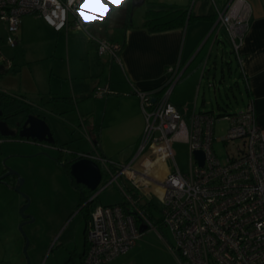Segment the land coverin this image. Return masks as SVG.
<instances>
[{
    "label": "built area",
    "instance_id": "1",
    "mask_svg": "<svg viewBox=\"0 0 264 264\" xmlns=\"http://www.w3.org/2000/svg\"><path fill=\"white\" fill-rule=\"evenodd\" d=\"M81 2L0 0L5 45H17L22 17L31 14L55 31L71 25L75 31L87 32L78 13ZM251 13L248 0H229L223 9H216L214 29L226 33L239 66L240 47ZM93 39L98 56H108L121 64L118 56L122 45ZM0 59L7 69L12 67L1 48ZM181 74L178 66L169 67L166 83L158 95L134 91L140 99L145 126L128 161L120 163L105 157L89 138L91 151L78 153V158L99 166L102 179L104 175L109 178L105 184L99 183L87 203L99 199L114 183L125 199L122 204H96L90 210L83 264L109 263L133 248L146 230L156 231L147 212L138 204L139 200L151 203L153 199L161 204V225L171 237L172 244L167 243L180 264H264V131L256 122L251 102L245 109L222 117L228 124L220 139L226 149L225 157L220 159L213 149L214 116L196 113L194 105L177 107L170 102ZM108 90L107 86H96L94 94L104 96ZM175 143L188 147L186 173L175 161ZM195 151L203 153L202 166L194 158ZM123 182L137 192V198L126 191ZM141 227L145 228L143 232Z\"/></svg>",
    "mask_w": 264,
    "mask_h": 264
},
{
    "label": "crops",
    "instance_id": "2",
    "mask_svg": "<svg viewBox=\"0 0 264 264\" xmlns=\"http://www.w3.org/2000/svg\"><path fill=\"white\" fill-rule=\"evenodd\" d=\"M129 1L124 0L121 4L120 0H111V3L109 0H82L78 13L81 18L83 16L87 32L75 31L71 25L55 31L38 16L25 15L21 20L17 45L14 48L7 46L15 49L19 45L23 58L17 63L14 57L2 53L12 61L10 69L0 59V92L22 95L45 121L48 120L47 113L62 116L64 122L67 120L63 115L77 113L79 123L74 126L83 136L86 135L84 137L87 139L88 152L92 149L89 138L97 143L98 150L106 156L101 139L105 130L110 131L112 127L123 123L119 126L121 131L138 138L135 143L127 146L131 150L125 161L132 157L145 126L140 99L134 91L160 89L166 83L169 67L178 66L184 72L192 62L202 60L199 62L200 66L189 75L202 70L193 105L196 113H204L196 109L201 83L206 75L204 63L210 58L212 47L219 42V34L225 38L222 32L214 29L215 20L209 17L199 19L186 28L149 32L142 25L150 7L178 5L165 0H143L137 13L135 8L129 9ZM228 1L211 0L213 11L198 5L197 14L193 10L192 13L196 16L212 15L216 9H223ZM248 2L252 12L251 20L240 47L241 65H237V72L244 83V109L251 102L256 122L264 131V0ZM179 7L188 8L183 5ZM195 7L196 4L193 9ZM98 15L103 18L97 19ZM72 18L70 15V21ZM86 20L89 22L85 23ZM0 26L5 31V27L2 24ZM90 35L95 39H106L122 45L118 56L121 64L108 56H98L96 42L89 38ZM3 39L0 37L1 41ZM32 54L38 55L32 58ZM41 62L43 63L39 65ZM96 86H107L109 93L100 98L94 97ZM171 95L169 99L172 104L183 106L172 102ZM93 98L97 99L98 104L94 101L93 109L89 110L87 104ZM115 102L119 103L118 108L113 107ZM81 105L85 109L83 114L79 112ZM103 107L102 118H99ZM241 110L243 109L238 111ZM66 145L67 143L63 147L68 150ZM3 186L12 190L7 184Z\"/></svg>",
    "mask_w": 264,
    "mask_h": 264
},
{
    "label": "rangeland",
    "instance_id": "3",
    "mask_svg": "<svg viewBox=\"0 0 264 264\" xmlns=\"http://www.w3.org/2000/svg\"><path fill=\"white\" fill-rule=\"evenodd\" d=\"M165 1L178 6H187L194 14L198 12V5L205 10L213 11L211 0ZM194 4H196L195 9H193ZM140 8H135L137 13ZM0 37L4 38L3 41L0 40L1 52L6 56L14 57L15 62L18 63L20 58H23L20 46L10 49L5 45L6 36L2 26H0ZM37 55L32 54V58ZM204 70L206 75L201 83L196 109L200 112H210L215 117L213 149L222 159L225 157L226 149L220 139L225 135L228 123L220 116L244 109L246 100L244 83L238 75L236 60L228 41L222 34H219V42L212 47ZM201 71L184 75L174 88L171 95L172 102L183 106L188 104L192 108ZM96 98L88 101L89 110L93 109L94 101L98 104ZM118 105L119 103L115 102L113 107L118 108ZM81 107L82 105L79 107V112L83 114L85 109ZM103 111L104 107L99 118H102ZM47 114L48 122H46L57 144H40L2 136L0 139V175L4 170H11L23 179L19 192L11 187L12 190H8L3 186L4 184L0 185V264H28L27 260L29 264H81L80 255L83 252L86 226V210L81 209L83 190L81 187L75 188L65 173L61 161L69 158L70 154L60 152L58 146L67 143L70 152L85 153L89 151L86 145L87 139L84 137L86 135L83 136L74 126L79 123L77 113L72 112L71 116L63 115L67 120L65 122L62 116ZM122 124L112 127L110 131L105 130V135L101 139L105 157L113 156V160L125 163L131 150V148L127 149V146L135 143L138 138L121 131L119 126ZM173 150L180 170L183 173L188 172L187 145L175 143ZM108 180V176L104 175L101 185ZM83 188L86 190L85 196L90 197L92 192L87 193L88 190ZM26 199L29 200V205L24 214L32 220L22 219L20 214ZM124 200L117 184L114 183L100 194L95 203L122 204ZM151 204L153 221L158 223L161 220V204L155 199ZM91 208L92 206L89 205V209ZM22 223L24 225L20 230L19 226ZM163 235L164 238H161L155 230H146L133 248L106 264H180L168 246V243L172 244V240L167 230H163ZM26 239L29 243L26 250L27 258L23 251Z\"/></svg>",
    "mask_w": 264,
    "mask_h": 264
},
{
    "label": "trees",
    "instance_id": "4",
    "mask_svg": "<svg viewBox=\"0 0 264 264\" xmlns=\"http://www.w3.org/2000/svg\"><path fill=\"white\" fill-rule=\"evenodd\" d=\"M195 1V0H193ZM130 16V14H129ZM211 20H215L216 21V12L212 15H202V16H196L192 13V10H188V8H184V7H179V6H175V5H161L159 7H150L146 13H145V18H144V22L142 27L145 28L147 31L152 32V33H158V32H165V31H170V30H174V29H179V28H186L187 26L191 25L193 22H196L199 19H203V18H208ZM219 32H222L223 35L225 36V39L228 41V38L226 36V33L221 30ZM229 43V41H228ZM230 46V44H229ZM231 49V47H230ZM232 53V51H231ZM233 54V53H232ZM234 56V54H233ZM235 58V56H234ZM236 60V58H235ZM202 61V60H201ZM201 61H195L194 63L192 62L186 69L184 72H182L179 81L183 78L184 74H190L192 71H194L198 66H200ZM200 62V63H199ZM237 62V60H236ZM205 64V63H204ZM238 65V62H237ZM239 67V65H238ZM211 86V85H210ZM163 90V88L160 89H156V90H151L153 92V95H158L160 94V92ZM247 94L249 95V91L248 89H246ZM0 111L2 112V115L0 116L1 119L4 120H8L10 118H15L14 120H20L22 122V120H24L29 114H34L37 115L35 113V111L32 108V105L28 103V101L25 99V97H23L22 95H15V94H9V93H5V92H0ZM204 113H209L212 114L210 112H204ZM236 112L233 113H224L223 115H221L220 117H224L226 115H230V114H235ZM213 115V114H212ZM39 116V115H37ZM215 118V117H214ZM1 138V136H0ZM9 139H11L10 137H8ZM18 138V137H15ZM96 146L97 143L93 142ZM57 144V142L55 141V143L53 145ZM60 152H63L65 154H70V157L67 158L70 160V162L75 161L77 159H79L78 153L79 152H70L69 150H66L63 146H58ZM98 148V147H97ZM68 151V152H66ZM99 152L101 153V151L99 150ZM102 154V153H101ZM103 155V154H102ZM65 162V160H63ZM61 161V162H63ZM63 169H65V167H63ZM66 171V169H65ZM72 185L75 186V188L80 189V187L82 188V192H81V209L86 210V217L85 219L87 220L88 216H89V212L92 209H88L86 208L85 205L90 204V206H94L96 205V201H92L90 203H87L88 200V196H85V191L83 186L81 185H76V183L70 179ZM124 184V188L126 189V191L134 198H137V192L127 183L123 182ZM89 193V191L87 192ZM92 194V193H91ZM138 204L140 205L141 208H143L145 210V212H147V216L148 218L151 220V222L153 223V226L156 228V231L158 234H160L161 236L163 235V226L161 225V221H159L158 223L153 221L152 215H151V207L152 204L143 200H139ZM86 252H87V243L86 240L84 242V250L82 252V254L80 255V261H84L85 256H86Z\"/></svg>",
    "mask_w": 264,
    "mask_h": 264
},
{
    "label": "water",
    "instance_id": "5",
    "mask_svg": "<svg viewBox=\"0 0 264 264\" xmlns=\"http://www.w3.org/2000/svg\"><path fill=\"white\" fill-rule=\"evenodd\" d=\"M130 8L133 10L136 7H139L142 5L143 0H130ZM2 115V112L0 111V116ZM0 136L2 137H18L20 140H27L32 141L36 143H45L49 145H53L55 143L54 136L52 134L51 128L47 124V122L34 114H29L23 121L22 126L18 133H15V131H12L5 122H0ZM194 158L199 162V165H203V153L200 151L194 152ZM70 176L72 179H74L76 184L83 185L88 191L93 192L99 185L102 179V175L100 172L99 166L89 160V159H77L72 162L70 166ZM13 176L16 179V183L14 185L13 190L16 192L20 191V186L23 183V179L19 177V175L15 171L7 170V172L0 175V184H7L5 182V179L7 177ZM29 200L26 199L25 204L20 209V214L22 216V219H29L32 220L29 216H26L24 214V211L28 208ZM24 222V221H23ZM24 223H22L19 226V229L22 230V226ZM145 228L141 227L140 231L143 232ZM29 243L26 239L25 248H24V254L27 258L26 250ZM27 263L29 264V260H27Z\"/></svg>",
    "mask_w": 264,
    "mask_h": 264
},
{
    "label": "flooded vegetation",
    "instance_id": "6",
    "mask_svg": "<svg viewBox=\"0 0 264 264\" xmlns=\"http://www.w3.org/2000/svg\"><path fill=\"white\" fill-rule=\"evenodd\" d=\"M15 118H10V119H8V120H4V119H1V117H0V122L1 121H3V122H5L6 124H7V126L12 130V131H15V133H18V131L20 130V128H21V126H22V123H23V121L24 120H22V122L19 120H14ZM2 138V137H1ZM0 138V139H1ZM9 139V138H8ZM12 139H18V138H15V137H13ZM40 144H45V143H40ZM66 152H68V151H66ZM71 164H72V161L70 162V160L69 159H66L65 160V162L63 161V163H62V166L63 167H65V169H66V171H65V169H64V171H65V173L67 174V176L69 177V179H72L71 178V176H70V174H69V172H70V166H71ZM5 172H7V171H3V173H5ZM2 173V174H3ZM1 174V175H2ZM14 177L13 176H10V177H7L6 179H5V182L7 183V185L9 186V187H11L12 189L14 188V185H15V183H14ZM73 181H74V179H72ZM75 182V181H74ZM76 185H80V184H76ZM81 186H83V185H81ZM84 187V186H83ZM91 204V203H90ZM90 204H87V205H85L86 206V208H88L89 209V205ZM81 264H83V261L81 262Z\"/></svg>",
    "mask_w": 264,
    "mask_h": 264
},
{
    "label": "snow or ice",
    "instance_id": "7",
    "mask_svg": "<svg viewBox=\"0 0 264 264\" xmlns=\"http://www.w3.org/2000/svg\"><path fill=\"white\" fill-rule=\"evenodd\" d=\"M109 3H111V0H109ZM120 3L121 4H123L124 3V0H120ZM117 7L119 6V5H116ZM81 10H83V6L81 7ZM90 15H93V13H89ZM104 14L106 15V12H104ZM82 18H83V16H82ZM96 18L97 19H102L103 18V16L102 15H98V16H96ZM89 21H85V23H88Z\"/></svg>",
    "mask_w": 264,
    "mask_h": 264
}]
</instances>
